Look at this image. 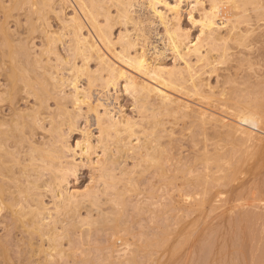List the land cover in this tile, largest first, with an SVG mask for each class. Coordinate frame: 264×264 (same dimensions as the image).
Segmentation results:
<instances>
[{"label":"bare ground","instance_id":"1","mask_svg":"<svg viewBox=\"0 0 264 264\" xmlns=\"http://www.w3.org/2000/svg\"><path fill=\"white\" fill-rule=\"evenodd\" d=\"M193 1L185 44L166 0H147L158 22L135 16L139 0H0V223L22 233L0 237V264H192L212 227V264H264V0ZM157 23L184 66L148 60ZM122 84L138 119L112 104ZM77 156L95 186L71 191Z\"/></svg>","mask_w":264,"mask_h":264},{"label":"rangeland","instance_id":"2","mask_svg":"<svg viewBox=\"0 0 264 264\" xmlns=\"http://www.w3.org/2000/svg\"><path fill=\"white\" fill-rule=\"evenodd\" d=\"M139 4H136V7L134 8L135 10V16H137V17H140L141 19H144V20H148L149 18H151L152 19V21H154V22H158V20L157 19H155L156 17L154 16V13L152 12V10H150V8H149V6H148V2H147V0H139ZM194 1L193 0H166V3L169 5L168 7L167 6H165V4H158V6H157V8H158V11L159 12H162L165 16H167L169 19H172V17H174L175 16V13L173 12V11H170V9L169 8H177V10H178V12H179V14H180V25H181V28H182V30H183V32L184 33H188V35H189V41L188 40H185V44H188V42L190 43V42H194V40H195V38L200 34V28H199V25H196V24H194L193 23V21H192V19H194V20H196L197 18L196 17H199V10H198V7L196 8L195 7V2L193 3ZM144 3V4H143ZM141 4H143V5H141ZM146 7V8H145ZM68 11V13L70 12L71 13V11H69V10H67ZM114 11V10H113ZM170 11V12H169ZM137 13V14H136ZM191 15V16H190ZM193 16V17H192ZM191 17V18H190ZM22 18V17H21ZM23 19H24V17H23ZM53 21H55V22H53V25L55 26V25H58V23H57V21L56 20H53ZM11 23H13V22H10V26H12L11 28L12 29H15L14 27H15V24H11ZM160 24L159 23H157L156 25H155V27L153 28L152 26L150 27V32H151V34H149L150 32H147V34H149V35H147V36H149V42H148V47L145 49L146 50V52H147V56H148V60L152 63V64H155V63H161V64H163V65H165V66H167V67H169V68H172V67H174V66H176V67H179V66H184V62L183 61H180V60H177V58L175 57V55L170 51V50H166L167 49V47H166V44H165V42L163 41V38H161L162 37V34H163V26H159ZM147 26V25H146ZM157 27V28H156ZM153 28V29H152ZM156 28V30H154ZM19 30V29H18ZM152 30H153V33H152ZM118 31V32H117ZM119 31H120V29L119 28H116L115 29V31H114V37H116V36H118V34H119ZM148 31V30H147ZM155 31H156V33H155ZM118 33V34H117ZM135 37V36H134ZM34 41H35V43L37 44V45H40V41L38 40V39H34ZM190 46H191V44H190ZM61 48V49H60ZM63 48L62 47H60L59 46V50H60V52H62L64 55L66 54V52L64 51V49L62 50ZM185 51H187V50H185ZM154 60V61H153ZM192 60H194L195 61V58H192ZM157 61V62H156ZM159 61V62H158ZM180 63H179V62ZM177 63V64H176ZM225 74V73H223V72H220V74ZM217 79V77H215V75L214 76H212L211 77V79L209 80V81H211L210 83L212 84V86H216V85H220V83H221V78H219L218 80H216ZM221 79V80H220ZM218 81H219V83H218ZM0 83L1 84H3V83H5L4 82V80H3V78H2V76H0ZM218 83V84H217ZM122 86V87H121ZM1 87H2V85H1ZM0 87V88H1ZM111 101H112V104H113V106H115L116 107V110H118L119 108H121V110L124 112V114L126 115L127 114V116H130V117H132V118H134V117H136L135 119H138L137 117H138V114L136 113V110L134 109V106H133V99H132V96L129 94L128 95V93H124V90H123V84L122 85H120L119 86V91L118 92H115L114 91V89H112L111 91ZM22 95H23V93H21ZM118 95V96H117ZM21 96V95H20ZM24 96V95H23ZM114 96V97H113ZM116 96V97H115ZM179 97H181V98H183V99H187V98H184V97H182V96H179ZM30 98V97H29ZM29 98H28V100H29ZM116 98V99H115ZM21 99H22V101H21ZM20 99V97H19V100H18V102H17V105L19 104V106L21 107V108H25L26 106H28V105H31L32 103H33V100L30 98V100L29 101H25V98H21ZM119 100V101H118ZM21 101V102H20ZM186 101H189L193 106H197L196 104V102H193L192 100H186ZM52 105V104H51ZM53 106V105H52ZM118 106V107H117ZM3 107H6V106H3ZM134 110V111H133ZM213 113H215V114H217L218 116H222V117H224L225 116V114H222L221 112H218V111H216V110H211ZM2 112H5V113H9V111H8V108H4V111H3V108H2ZM123 114V113H122ZM135 114H137V115H135ZM225 117H227V116H225ZM82 119V118H81ZM80 120V119H79ZM86 125H87V121H86V119L84 118V119H82V120H80L79 122H78V125H77V127H78V130L77 131H75V132H73L72 133V135L70 136V138H69V143H70V146H72V147H76V144H77V142L78 141H80L81 139H82V132H81V130H84V129H86L85 127H86ZM92 128H94V125H92L91 126ZM80 128V129H79ZM179 130V129H178ZM93 131V134L95 135L93 138H92V141H93V143L94 144H97V138H98V133H96V131H95V129H93L92 130ZM95 131V132H94ZM38 135H36V138L38 139V140H42V137H43V133L42 132H39L38 131ZM180 135H178V138H180L179 137ZM176 138V137H175ZM178 138H176V139H178ZM175 139V140H176ZM186 143V142H185ZM184 142H183V144H185ZM186 144H188V145H186ZM185 144V146H187L185 149H184V151L186 152L187 150L189 151V148L191 147V144L189 145V143H186ZM76 153H78V154H80L81 153V151H80V149H78V148H76ZM102 155V152H101V150H97V152L95 153V154H93L92 155V162L93 163H96V162H98L99 160H101L102 158H103V156H101ZM73 156H74V153L73 152H70L69 154L67 153V157H68V159L69 160H72V158H73ZM72 157V158H71ZM87 162V158L84 156V157H82V163L84 164V163H86ZM75 164H79L80 166L77 168V170H76V172L74 173V175L72 174L70 177H68L69 178V180H68V189L69 190H71V191H73V190H84V188H86L87 186L88 187H92V186H95V183L93 182V181H95L94 180V178H92V174H93V171L92 170H90L91 168L90 167H88V165H86V164H81V162H80V159H79V157L77 156L76 157V160H75ZM133 164H134V161H132V160H128V162H127V165L128 166H133ZM93 179V181H91ZM51 195H47L46 197H45V199H44V201H45V203H47L48 205L50 204L51 205V203H52V199H51V197H50ZM82 213H83V215H86V211L84 210V211H82ZM95 215H96V213H94ZM5 219V218H4ZM3 220V219H2ZM5 220H7V219H5ZM4 220V223H6V221ZM8 222H10V220H7ZM190 222V221H189ZM7 224V223H6ZM215 224V223H214ZM215 228V227H214ZM10 229V228H9ZM212 229V231H209L208 232V234L209 235H202V237H201V241L199 242V240H200V238H199V240L197 241L198 243H200L201 245H203V244H205L204 242H206V246L205 245H203V247H206L205 249L202 247V246H200L198 249H197V251H198V255L196 254V256H198V257H196L195 255L192 257V260L190 261V262H192V264H199V263H201L203 260H205V261H203L202 262V264H212V260H214L213 259V257L215 256V255H213V254H215L214 252H216V249H217V246H218V244H214V243H218V242H215V241H217V240H215V238H213L212 240H210L212 237H214L213 235H215V229H213V227L211 228ZM5 230V231H4ZM8 230V229H7ZM7 230L3 227V225H2V223H0V237L2 236V238L4 237V239H5V237H7V236H9V238L7 237V239L9 240V239H11V240H13V242L12 241H10L9 240V243L10 242H12L14 245L13 246H16L15 245V243L14 242H16V241H14V239L16 240L17 239V241H18V239L21 237V235H22V233L20 234V231H16V230H9L10 231V233H9V235H8V233H7ZM13 234V235H12ZM107 234L108 233H102V234H97L96 236H95V234H94V236L92 237L93 239H91V241H93L91 244H93V245H90V247L92 246V247H97V246H99L100 245V243L103 245V244H105L107 241V239L109 238V237H106L107 236ZM206 234V233H205ZM17 235V236H16ZM11 236V237H10ZM14 236V237H13ZM203 236H205V237H203ZM209 236H212L210 239H208V240H210L211 242H209L206 238H209ZM15 237H17V238H15ZM106 239V240H105ZM95 240H97L98 242L96 243V241ZM101 241V242H100ZM106 241V242H105ZM176 241H177V239H175L172 243H171V247H172V245L173 244H176ZM214 241V242H213ZM119 242V241H118ZM197 242H196V246L198 245L197 244ZM230 242H231V240H230ZM235 242V241H234ZM234 242H232V243H234ZM12 243L10 244V245H12ZM228 243V245L231 247V245H230V243H229V241L227 242ZM227 243H226V245H227ZM237 243H239L238 242V240H237ZM236 243V245H238ZM99 244V245H98ZM208 244V245H207ZM211 244V245H210ZM66 245V247H68L67 246V244H65ZM214 245V246H213ZM225 245V246H226ZM207 246H208V248H209V250H210V248L211 249H213V250H208V248H207ZM212 246V247H211ZM91 247V248H92ZM173 247H174V245H173ZM214 247H215V249H214ZM228 247V246H227ZM226 247V248H227ZM14 249H15V247H14ZM171 249V248H170ZM201 249H204L203 251L201 250ZM230 249V248H229ZM15 251V250H14ZM202 251V252H201ZM205 251V252H204ZM206 251H208V252H210V256H208L209 255V253H208V257L206 256ZM200 252L202 253V255L203 256H201V254H200ZM212 252V253H211ZM93 253V252H92ZM205 254V256H204V254ZM15 255H14V252H13V257H14ZM201 256V257H200ZM239 256V257H238ZM17 256H15L14 257V259L15 260H17V258H16ZM199 257L201 258V260L202 261H200V262H198V259H199ZM205 257V258H204ZM242 256H241V254H238L237 255V258H238V262L240 261V258H241ZM193 258H195L194 260H197L196 262L193 260ZM198 258V259H197ZM236 257L234 258V260H236L237 259ZM210 261V262H209ZM237 261V260H236ZM208 262V263H207ZM241 263V262H240ZM191 264V263H190ZM238 264V263H237Z\"/></svg>","mask_w":264,"mask_h":264}]
</instances>
